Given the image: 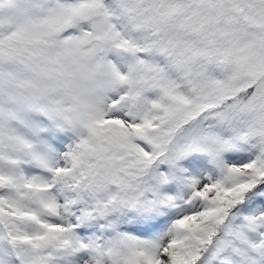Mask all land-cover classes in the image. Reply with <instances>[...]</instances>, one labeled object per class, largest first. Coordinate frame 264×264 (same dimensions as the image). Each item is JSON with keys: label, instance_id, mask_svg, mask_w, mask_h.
<instances>
[{"label": "snow or ice", "instance_id": "6c2138e0", "mask_svg": "<svg viewBox=\"0 0 264 264\" xmlns=\"http://www.w3.org/2000/svg\"><path fill=\"white\" fill-rule=\"evenodd\" d=\"M0 264H264V0H0Z\"/></svg>", "mask_w": 264, "mask_h": 264}]
</instances>
